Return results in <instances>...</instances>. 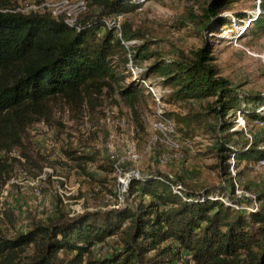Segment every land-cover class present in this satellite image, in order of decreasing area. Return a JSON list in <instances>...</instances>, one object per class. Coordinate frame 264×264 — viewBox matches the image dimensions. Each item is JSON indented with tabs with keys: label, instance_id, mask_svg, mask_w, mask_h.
Wrapping results in <instances>:
<instances>
[{
	"label": "trees",
	"instance_id": "obj_1",
	"mask_svg": "<svg viewBox=\"0 0 264 264\" xmlns=\"http://www.w3.org/2000/svg\"><path fill=\"white\" fill-rule=\"evenodd\" d=\"M20 1L0 0V187L9 178L7 155L19 149L24 159L30 158L24 135L35 122L47 120L51 101L96 100L103 90L117 89L134 107L145 82L166 89L162 99L168 102L196 101L205 109V116L192 109L174 114L175 120L166 116L185 136L195 125L208 127L214 135L211 149L229 185L184 192L175 190L176 182L161 172L131 176L126 192L139 197L135 206L86 210L71 217L60 214L49 224L32 219L31 227L13 238L0 234V264H173L181 251L189 254L192 264H264V208H243L233 197L229 161L232 157V168L258 162L264 159V147L225 119L240 111L247 120L264 121V96L221 76L206 41L169 60L157 58L151 40L129 43L144 39L143 32L127 21L117 31L106 21L140 7L139 0H92L99 10L90 11L88 4L73 25L49 12L11 11ZM239 1L208 0L199 20L192 13L189 19L197 30L217 32L231 24V18L244 22L245 12L223 14ZM259 9L255 18L247 19L251 32H264V0ZM151 58L136 79L124 84L121 67ZM210 116L215 124L208 121ZM113 167L106 163L101 168ZM224 197L230 202H223ZM258 198L264 199V191ZM112 236L119 237L120 249L93 256L94 246ZM29 246L32 251L25 256Z\"/></svg>",
	"mask_w": 264,
	"mask_h": 264
},
{
	"label": "rangeland",
	"instance_id": "obj_2",
	"mask_svg": "<svg viewBox=\"0 0 264 264\" xmlns=\"http://www.w3.org/2000/svg\"><path fill=\"white\" fill-rule=\"evenodd\" d=\"M86 1L90 11L99 10L92 0ZM258 1L240 0L234 4L231 11L223 14L245 12L244 22L231 18V24L212 33L197 30L189 19L192 13L198 21L208 0H143L140 7L124 13L121 22L131 23L144 34V39L129 43L151 40L158 59H174L178 51L188 53L206 41L221 76L242 90L264 96V32L247 30V19L256 15ZM152 61L153 58L136 66L143 70ZM120 69L126 76L124 84L141 72L133 75L130 62ZM143 87L134 107H130L117 89L103 90L96 100L67 102L57 98L51 101L47 120L35 122L24 135L30 158L24 159L19 149L7 155L9 178L0 187L2 236L15 237L31 227L32 219L49 224L60 214L71 217L86 210L135 206L139 197L126 192L131 176L145 177L161 172L176 182L175 190L184 192L201 193L229 185L211 149L214 135L207 131L208 127L195 125L188 136L176 130L188 142L182 141V148L174 151L159 139V131L154 126L158 112L169 114L175 120L174 114L184 115L188 109L205 116V109L196 101L185 105L168 102L165 97L157 102L146 92L145 83ZM208 119L211 124L216 123L212 116ZM225 119L233 122V129H241L246 139L256 140L264 147V121L247 120L240 111L229 113ZM229 161L238 193L243 195L238 197L235 193L233 197L244 208L252 207L253 201L257 209L264 208V199L258 198L264 191V159L241 162L233 168V158ZM106 163L113 164V169L104 171L101 167ZM5 187L7 194L3 195ZM169 242L177 245L171 240L166 243ZM120 247L119 237L112 236L94 246L93 256H103ZM31 251L32 246L27 247L24 255ZM186 263L194 262L189 254L181 251L173 264Z\"/></svg>",
	"mask_w": 264,
	"mask_h": 264
},
{
	"label": "built area",
	"instance_id": "obj_3",
	"mask_svg": "<svg viewBox=\"0 0 264 264\" xmlns=\"http://www.w3.org/2000/svg\"><path fill=\"white\" fill-rule=\"evenodd\" d=\"M143 1V0H139ZM259 2H257V12L254 18L259 14ZM87 10V1L86 0H42L41 2H36L35 0H24L18 3L11 11L13 12H20L22 14H28L31 12H49L53 17L63 16L66 23L73 25L76 22L77 17ZM123 14L116 15L112 20L106 21L110 25H114L116 30L119 31L120 24H121V16ZM130 70L133 75L139 73L141 68L137 66H133L130 63ZM145 88H147L146 92L151 94L155 101L160 102L162 99V95L165 94L166 89L161 88L160 86L153 84L151 82H145ZM155 129L158 130L159 139L163 141L170 149L174 151H179L181 145L183 143H187L188 140L180 138V135L176 131L174 123L171 119L165 116L164 113H157V119L154 122ZM183 141V143H182ZM178 153V152H176ZM177 156V154H176ZM161 162H165V159H161ZM178 190V189H177ZM235 193L238 197L243 196L242 194L238 193L237 183L235 182ZM2 194L6 195L7 190L6 187L2 190ZM223 202L227 203L225 199H222ZM252 204V207H245L246 209H257V205H255V201ZM244 208V207H243ZM255 208V209H254Z\"/></svg>",
	"mask_w": 264,
	"mask_h": 264
}]
</instances>
